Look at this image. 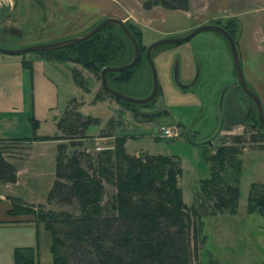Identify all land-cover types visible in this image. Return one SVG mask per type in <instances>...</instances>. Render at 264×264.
Masks as SVG:
<instances>
[{
	"label": "trees",
	"instance_id": "16d2710c",
	"mask_svg": "<svg viewBox=\"0 0 264 264\" xmlns=\"http://www.w3.org/2000/svg\"><path fill=\"white\" fill-rule=\"evenodd\" d=\"M142 6L145 9L160 6L168 10H187L189 0H144ZM217 23L236 42V19L229 18ZM125 24L137 41L139 59L129 69L107 72V83L112 89L120 91L119 86L129 84L138 77L146 85L145 97L151 91L152 75L145 57L147 44L142 43L143 29L131 21H125ZM168 46L154 48L152 58L158 50ZM34 53L58 62L79 64L98 79L103 67L124 65L133 57L129 39L119 26L113 24L104 26L75 45ZM21 65L31 75L32 61L22 58ZM72 74L77 84L86 89L80 72L73 68ZM236 85L240 88L238 82ZM102 91L125 107L133 118L143 115L145 120H151L168 114L162 108L140 111L155 106L159 85L155 96L140 104L119 99L103 88ZM246 97L251 103L246 123L259 131L251 133L249 139L255 143L264 141V124L258 121L253 101ZM70 111L56 123L63 135L13 137L10 140L29 142L50 138L67 140L70 145L79 146L88 137V126L99 123V118L85 115L78 109ZM28 119L32 128L37 129L39 121L33 115ZM111 125L110 122L109 128ZM100 131L99 137H113L112 148H104L94 154L75 151L68 155L64 145H57L55 179L47 202L75 206V213L68 209L45 210L41 204L35 206L17 196H9L11 206L8 214L13 217L31 216L36 222L44 223L51 233L52 264H191L192 252L196 247L194 242L205 236L203 216L237 212L242 165L239 158L241 149L235 145L244 141L243 136H233L235 145H221L206 156L211 164V175L200 181V205L196 208L187 206L183 201L178 185L180 167L176 160L160 154H129L125 149L126 135H114L105 128ZM16 172L15 166L0 149V182L15 183ZM106 184L112 187L113 193L104 201ZM207 203H210V207L205 206ZM255 211L264 216V184L253 183L250 186L247 212ZM13 259L14 264H39L33 247L14 248Z\"/></svg>",
	"mask_w": 264,
	"mask_h": 264
},
{
	"label": "rangeland",
	"instance_id": "374dc122",
	"mask_svg": "<svg viewBox=\"0 0 264 264\" xmlns=\"http://www.w3.org/2000/svg\"><path fill=\"white\" fill-rule=\"evenodd\" d=\"M35 2L40 3L39 0ZM0 3L10 5L11 0H0ZM51 3L55 1L51 0ZM138 6L137 0H133L130 2L128 11L132 13L136 21L131 22L143 29L142 43L148 46L151 42L166 37L160 29L151 26L155 16L147 17L148 14L146 15L142 8L138 9ZM251 8L252 15H260L264 18V0H251ZM253 10L260 12L254 13ZM183 12L189 16L193 15V12H187V10ZM66 14L68 15L69 12L67 11ZM217 21H223V19L208 23L220 25ZM34 42L27 45L37 44V40ZM164 45H170L168 47L185 45L186 48L190 45L191 52L194 50L191 53L195 57L193 58L196 61L200 59L203 66L200 74L197 70L188 84H183L181 81L188 79L176 73L177 62L171 68L167 80L163 76L164 70L159 61L153 58L157 70L159 94L153 108H142L140 111H155L158 108L167 110V116L158 119L145 120L143 115L133 118L125 107L103 93L100 79L79 64L77 70L84 79L86 89L77 84L72 69L68 66L63 68V73L60 75L56 66L53 65L54 62L45 63L48 65L45 68V74L57 83V90L53 95L56 102L54 108L47 110L46 116L41 115V118L37 119L39 121L37 129L32 128L29 119L25 122L26 118L17 116L18 119L15 118L10 125L0 124L3 126L0 130L12 132L11 135L7 133L12 137H51L57 133L63 135V131L57 129L56 123L72 109H78L85 115L99 118V123L88 126L86 129L88 137L82 140L79 146H72L67 140L50 138L30 140L29 143L0 138V149L3 155L18 170L13 195L35 206L41 204L45 210L68 209L75 213V206H61L56 202H47L49 190L55 179L57 145H64V151L68 155L75 151L94 154L98 150L112 148L113 137H99L100 129L105 128V131L110 129L114 135L127 136L125 149L129 154H160L176 160L180 167L178 185L182 191L183 201L187 206L198 208L200 181L211 175V164L206 156L221 145L234 144L232 137L241 135L244 141L234 144L241 149L239 158L242 165L237 212L203 216L205 236L203 239L197 238L194 242L196 247L192 252L191 264H264V216L257 211L247 212V197L251 184H264V141L255 143L249 139L251 133H259V131L252 129L251 124L246 123L251 103L241 88L236 85L230 47L227 41L214 31L200 32L189 41L180 44ZM0 46L7 49L21 48L17 47V44L2 41ZM239 49L241 64L246 65L245 68L248 66L252 74L250 79L264 95V59L261 61L244 59L241 47ZM33 55L38 54L28 52L15 56L25 58ZM91 80L93 83L90 82ZM231 83H235L241 91L244 97L243 102L229 100L230 91L226 90H230ZM92 85V89L88 90L87 86ZM118 89L136 98L144 97L147 91L146 85L138 77L129 84L119 86ZM255 92L261 100L262 95L257 90ZM41 94L45 93H40V96ZM231 116L233 121L237 122L233 126L229 124ZM110 122L111 128H109ZM167 125L175 126L178 135L171 138L163 136L161 127ZM106 188L104 201L113 193L110 185L106 184ZM207 205L210 207V203L205 206ZM27 218L20 219V222L14 226H9L14 227L19 235L13 244L18 247H33L37 252L39 264H52L50 231L46 229L43 222H36L31 216ZM2 231L6 233V230ZM2 237L7 238L4 235ZM10 248L11 246L6 245V253L3 248L0 249V264H14L13 251Z\"/></svg>",
	"mask_w": 264,
	"mask_h": 264
},
{
	"label": "crops",
	"instance_id": "0c3cea01",
	"mask_svg": "<svg viewBox=\"0 0 264 264\" xmlns=\"http://www.w3.org/2000/svg\"><path fill=\"white\" fill-rule=\"evenodd\" d=\"M35 1L11 0L10 5L0 3V41L22 47L35 43L36 40L37 43L60 40L77 36L97 21L110 16L117 17L124 22H136L132 13L128 11L130 2L133 0H54L55 3H51V0H39L40 3ZM137 2L140 6L138 9L142 8L145 14H148L147 17L155 16L151 21V26L160 29L166 37L181 36L183 33L208 22L236 19L238 34L235 43L238 56L241 53L239 52V47H241L244 59L249 58L255 61L264 59V18L251 14V0H189L187 12H193L192 16L183 12L186 10H168L160 6L145 9L141 0H137ZM253 12L259 13L260 11L253 10ZM184 46L175 45L162 48L155 53L153 58L159 61L164 70L163 76L167 80L171 68L177 62L176 73L178 72L179 76L188 79L181 83L188 84L197 70L200 74L203 65L200 59L199 61L194 59L195 57L191 54L194 50L191 52V46L189 45L187 48ZM22 58L15 55H0V124L10 125L15 118L18 119L17 116L26 118L25 122L28 121L30 115L39 120L41 115L48 114L47 110L54 108L56 102L53 95L57 90V83L45 74L48 62H54L53 65L56 66L60 75L63 73V68L67 66L71 69L78 68V64L58 62L42 55L26 56V59L32 61L33 71L30 75L21 65ZM241 67L246 82L249 86H253L250 88L260 93V88L250 79L252 74L248 66L245 68L246 65L241 64ZM82 74L85 73L82 72ZM90 82L93 83L92 80ZM229 86L230 90H226L230 91L229 100L243 102L244 97L235 83H231ZM92 87L93 85L87 86V89L91 90ZM42 92L45 94L40 96ZM261 95L264 108V95ZM236 123V120L233 121L231 116L230 126ZM7 133L11 135L12 132L0 130V138H13ZM16 183L17 180L15 183L0 182V249L3 248L5 253L6 245L7 247L11 246L10 250L12 251L18 247L13 244L19 237L18 232L14 227L9 226L19 223L20 219H28V216L13 217L8 214L11 206L9 196H15L13 195V186ZM2 230H6V233H3ZM2 235L7 238H3Z\"/></svg>",
	"mask_w": 264,
	"mask_h": 264
},
{
	"label": "water",
	"instance_id": "95a60500",
	"mask_svg": "<svg viewBox=\"0 0 264 264\" xmlns=\"http://www.w3.org/2000/svg\"><path fill=\"white\" fill-rule=\"evenodd\" d=\"M112 24L119 26L120 29L122 30V32L129 39V41L132 45V49H133V57H132V60L127 64L120 65V66H106V67H103L101 69V71H100V83H101L103 90L106 91L107 93H110L119 99L129 101L132 103H139L140 104V103H146V102L150 101L155 96L157 89H158L157 70H156V67L153 63V58H152L153 49L158 47V46L164 45V44H180L183 42H187L191 38H193L195 35L199 34L200 32H203V31H214L216 33H219L227 41V43L230 47V50H231V54H232L236 80H237L241 90L244 92V94L246 96H248L253 101L255 108H256L258 121L261 124H264V113H263L262 102H261L258 94L255 91H253L250 88V86L248 85V83L246 82V79L244 77L243 70L241 67V63L239 60L235 40H234L233 36L223 26H221L219 24H215V23L202 24V25H199V26L193 28L191 31H189L188 33H186L184 35L175 36V37H163V38H159V39L151 42V44H149L145 50V57H146V60H147V63L149 65L151 75H152V87H151L150 93L147 96L139 97V98L131 97L129 95L121 93L120 91L112 89L111 87H109V85L107 83V79H106V73L107 72H109V71H123V70L131 68L132 66H134L136 64V62L139 59V55H140L139 47H138L137 41L134 38L133 34L129 30V28L127 27L125 22L122 21L121 19L117 18V17H112V16L105 17L102 20H100L97 24H95L91 29H89L85 33L77 35V36L67 37L64 39L55 40V41H51V42L31 44V45H27L25 47H21V48H17V49H7V48H3L0 46V53L7 54V55H21V54H26L28 52L51 51V50H55V49L66 48V47L75 45V44L89 38L94 33H96L101 28H103L104 26L112 25Z\"/></svg>",
	"mask_w": 264,
	"mask_h": 264
},
{
	"label": "built area",
	"instance_id": "2783aa9c",
	"mask_svg": "<svg viewBox=\"0 0 264 264\" xmlns=\"http://www.w3.org/2000/svg\"><path fill=\"white\" fill-rule=\"evenodd\" d=\"M161 131H162L163 136L168 137V138L178 135V131L176 130V127L173 125L162 126Z\"/></svg>",
	"mask_w": 264,
	"mask_h": 264
},
{
	"label": "bare ground",
	"instance_id": "6f19581e",
	"mask_svg": "<svg viewBox=\"0 0 264 264\" xmlns=\"http://www.w3.org/2000/svg\"><path fill=\"white\" fill-rule=\"evenodd\" d=\"M80 35V34H79Z\"/></svg>",
	"mask_w": 264,
	"mask_h": 264
}]
</instances>
